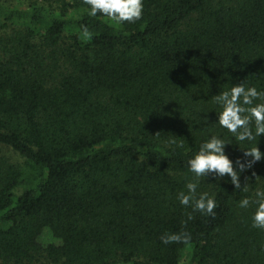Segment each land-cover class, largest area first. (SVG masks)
Here are the masks:
<instances>
[{
  "label": "trees",
  "instance_id": "1",
  "mask_svg": "<svg viewBox=\"0 0 264 264\" xmlns=\"http://www.w3.org/2000/svg\"><path fill=\"white\" fill-rule=\"evenodd\" d=\"M116 24L83 0H0V264H264L248 191L201 178L215 215L176 199L218 125L214 96L264 89V0H144ZM259 147L264 151V137ZM251 176V171L241 177ZM188 244H163L166 233Z\"/></svg>",
  "mask_w": 264,
  "mask_h": 264
},
{
  "label": "clouds",
  "instance_id": "2",
  "mask_svg": "<svg viewBox=\"0 0 264 264\" xmlns=\"http://www.w3.org/2000/svg\"><path fill=\"white\" fill-rule=\"evenodd\" d=\"M88 6L87 14L96 17L99 13L108 20L123 24L135 23L142 18L144 0H83ZM214 103L219 105L218 125L226 129L240 143L248 142L249 146L240 150L241 155L231 157L226 149L231 142L221 135L210 134L199 146V149L187 161L191 179L186 180L185 190L177 193L176 199L185 208L191 207L188 220L193 219L192 213L214 216L217 207L215 193L198 191L201 178L209 182L223 184L230 181L233 190L248 191V182L260 176L253 170L256 163L264 160V151L259 147L260 138L264 137V89H258L242 80L227 90L214 96ZM251 171V176L241 177ZM242 209L252 208V227L264 230V187H257L252 197H245L239 202ZM163 244L190 242L188 233H166L160 237Z\"/></svg>",
  "mask_w": 264,
  "mask_h": 264
},
{
  "label": "rangeland",
  "instance_id": "3",
  "mask_svg": "<svg viewBox=\"0 0 264 264\" xmlns=\"http://www.w3.org/2000/svg\"><path fill=\"white\" fill-rule=\"evenodd\" d=\"M0 153L1 154H5L6 156H8L15 164L20 165L22 168H25L24 162L25 160L23 158H21L18 154L14 153L13 151L1 147L0 146Z\"/></svg>",
  "mask_w": 264,
  "mask_h": 264
}]
</instances>
